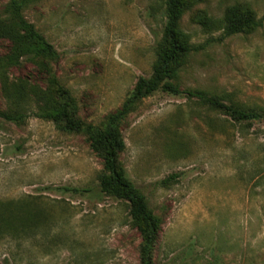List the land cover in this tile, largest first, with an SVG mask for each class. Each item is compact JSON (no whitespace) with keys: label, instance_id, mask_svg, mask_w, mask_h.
<instances>
[{"label":"rangeland","instance_id":"1","mask_svg":"<svg viewBox=\"0 0 264 264\" xmlns=\"http://www.w3.org/2000/svg\"><path fill=\"white\" fill-rule=\"evenodd\" d=\"M10 1L0 0L3 19ZM165 10L166 0L23 8L59 58L0 67V110L27 115L0 118V264H140L142 236L128 204L100 193L104 161L88 131L66 132L43 112L60 100L55 76L77 119L102 128L152 74ZM248 15L262 27L225 35L226 22ZM180 29L199 48L179 64L181 90L264 112V0L187 1ZM11 46L0 37V60ZM119 129V163L161 222L153 264H264V121L236 123L185 94L158 91Z\"/></svg>","mask_w":264,"mask_h":264},{"label":"trees","instance_id":"2","mask_svg":"<svg viewBox=\"0 0 264 264\" xmlns=\"http://www.w3.org/2000/svg\"><path fill=\"white\" fill-rule=\"evenodd\" d=\"M36 0H11L7 6L6 19L0 17V37L12 43L9 55L0 60V67L15 65L23 57L35 61L40 67H47L46 61L58 60L59 54L44 35L23 15L25 5ZM190 0H166L165 24L163 28V47L157 54L153 72L149 77H140L121 108L107 118L102 128L87 125L78 120L72 96L53 76L52 85L59 102L52 104L43 112V117L49 119L66 132L89 133L91 148L103 159L105 174L99 182L100 193L116 200L126 202L133 224L142 236L143 244L140 250V264H153V249L159 237L161 222L148 209L145 198L138 193L126 171L119 163V155L125 149V141L119 129L120 123L132 113L134 108L144 99L158 91L171 95H187L210 108L221 112L236 123H255L264 121V112L246 109L234 104H226L217 97L201 91H183L175 84L179 64L188 54L199 48L191 43L188 34L180 29V21L184 4ZM263 19L245 16L226 22L223 28L226 36L240 34L249 28H260ZM17 93L16 99H21L23 93ZM19 97V98H18ZM43 98V96H41ZM44 99L53 100L49 95ZM46 102V104L48 103ZM26 114L12 115L0 110V118L7 122L19 123ZM65 191H69L65 189ZM78 191V190H74Z\"/></svg>","mask_w":264,"mask_h":264}]
</instances>
